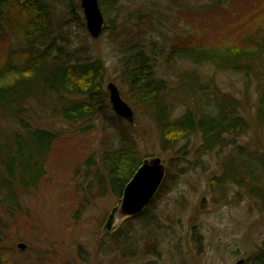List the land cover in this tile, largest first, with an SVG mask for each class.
Segmentation results:
<instances>
[{
	"label": "trees",
	"instance_id": "obj_1",
	"mask_svg": "<svg viewBox=\"0 0 264 264\" xmlns=\"http://www.w3.org/2000/svg\"><path fill=\"white\" fill-rule=\"evenodd\" d=\"M117 1L98 0V5L105 23L102 31H107L120 48L122 81L127 85L123 97L131 109L142 111L159 150L169 154L170 160L162 161L165 177L156 195L139 215L125 218L128 227L118 232L116 242L126 245L128 255L135 251L134 244L128 242H147L149 254L157 256L158 242L170 241L169 226L154 213V200L177 180L187 143L198 137L195 153L205 157L232 146L249 132L252 120L264 127V0H198L195 6L200 9L193 8L190 17L197 14L200 23L211 26L243 16H249V22L240 30L232 29L217 43H197L189 36L180 42L178 38L167 57L181 66L208 67L215 73L239 76L242 91L248 95L253 88L257 95L251 120L243 114L249 105L244 92L242 102L221 91L212 80L202 82L195 72H180L175 82L159 76L146 47L127 36L121 38L120 26L114 24L120 14ZM79 4L80 0H0V264L9 253L2 245L3 230L13 218L22 216L25 199L42 183L60 138L57 132L32 125L31 115L39 112L70 125L84 124V131L95 120L113 125L116 139L102 152L100 162L109 195L118 202L142 161L153 157L138 150L132 133L137 121L125 126L124 120L112 115L101 61L89 57L87 46L71 50L64 40L56 39L63 38L62 14L85 29L79 20ZM218 11L223 19L214 23L209 17ZM242 149L237 147L221 161V173L210 180V187L224 195L226 186L244 185L250 198L263 202L264 156L243 153ZM245 155L246 161L242 159ZM238 157L240 164L236 163ZM252 160L254 167L249 164ZM91 161L89 158L85 165ZM241 172L248 180L246 185L245 178H236ZM131 223L139 226L135 235ZM248 264H264V249Z\"/></svg>",
	"mask_w": 264,
	"mask_h": 264
},
{
	"label": "rangeland",
	"instance_id": "obj_2",
	"mask_svg": "<svg viewBox=\"0 0 264 264\" xmlns=\"http://www.w3.org/2000/svg\"><path fill=\"white\" fill-rule=\"evenodd\" d=\"M197 2L118 0L115 6H119L120 14L114 24L120 26L121 38L127 36L146 47L162 78L175 82L180 72H195L202 82L212 80L221 91L243 102L239 76L215 73L208 67L181 66L172 58L167 60L169 48L178 38L180 42L189 36L197 43H217L232 29L240 30L241 25L249 22V16H243L230 18L218 26L200 23L197 14L190 17L193 8L200 9L195 6ZM211 15L209 18L214 23L220 17L223 19L220 11ZM66 18L64 14L59 16L60 25L65 24V28L63 38L58 37L57 41L64 40L71 50L87 46L89 57L100 60L106 69L104 89L107 83H114L128 103L123 97L127 85L122 81L118 44L112 42L107 31L93 40L77 20L71 22ZM79 18L84 22L82 11ZM244 95L249 105L243 114L251 120L257 95L253 88ZM132 109L133 120L137 121L132 133L140 154L168 163L170 155L159 150L152 126L142 111ZM31 122L57 132L60 138L50 154L42 183L25 199L22 216L13 218L3 230L2 245L9 251L4 264H248L254 254L264 249V201L250 198L244 185H228L224 195L210 187V180L221 173V161L234 154L237 147H242L243 153L264 156V127L257 126L253 120L249 132L222 153L197 157L198 137L186 146L182 144L185 147L179 165L181 173L174 185L167 186L168 192L154 200V213L169 226L167 240L170 241L158 242L157 256L149 254L151 247L148 248L147 242H128L135 247L131 255L126 252L125 244L116 242L118 232L126 230L124 218L115 220L109 232L104 228L118 201L109 195L100 155L116 139L115 127L95 120L84 131V124L70 125L48 119L39 112L31 115ZM122 125L126 126L127 122ZM246 155L242 157L244 161ZM89 158L91 163L85 165ZM236 163H241L239 157ZM249 164L256 166L255 160ZM245 176L241 172L236 178H245L246 185ZM131 224L135 235L139 226ZM19 243L25 246L23 250L17 248Z\"/></svg>",
	"mask_w": 264,
	"mask_h": 264
},
{
	"label": "water",
	"instance_id": "obj_3",
	"mask_svg": "<svg viewBox=\"0 0 264 264\" xmlns=\"http://www.w3.org/2000/svg\"><path fill=\"white\" fill-rule=\"evenodd\" d=\"M80 8L84 18L85 29L91 39L96 40L102 33L104 19L101 14L98 0H80ZM108 102L113 114L129 124L133 123V111L121 98L116 85L109 82L105 86ZM165 177V167L158 157L147 158L134 173L124 187L118 206L111 210L105 230L109 232L117 219L131 218L139 215L156 195ZM19 250L25 246L17 244Z\"/></svg>",
	"mask_w": 264,
	"mask_h": 264
}]
</instances>
